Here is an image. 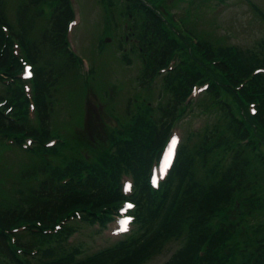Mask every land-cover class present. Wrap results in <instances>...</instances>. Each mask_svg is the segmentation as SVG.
<instances>
[{
  "label": "rangeland",
  "instance_id": "1",
  "mask_svg": "<svg viewBox=\"0 0 264 264\" xmlns=\"http://www.w3.org/2000/svg\"><path fill=\"white\" fill-rule=\"evenodd\" d=\"M138 1L144 5V8L141 7V11L145 8H156L160 12L159 24L165 28L169 36L175 38V44L172 46L174 49L169 55L172 64H175L178 60L180 63L190 53L195 54L198 58L197 62L203 63L205 62V53L209 52V49L212 50L209 55L213 58L207 56L211 71L205 70L207 76H205L203 82L206 83L207 87L210 84L208 88L215 90L217 97H222L230 103L233 122L238 117L246 122L244 114L256 119L253 116L255 111L256 113L260 111V114L264 117V62H258L250 67L247 66L246 69H241L233 60L231 52L236 51L238 48L243 50V47L251 52L264 42V0H136V2ZM101 2L102 0L71 1L74 10L72 11L73 21L71 27L66 29V45H69L76 55L79 54L83 57V63L81 65L78 63L79 71H86V65L90 68L91 74L90 76L88 74L87 78L84 79L75 71L76 75L81 77L80 81L78 77L73 79L71 69L66 73L61 72L59 74L58 80L60 83L56 84V89L52 91L49 98L52 101L50 103L52 110L49 115L48 127L50 128L48 131H51V133L44 137L35 135L31 137L33 139H27V141L25 139L24 143L30 146L25 149L10 142L8 139L12 137L11 135L0 132V200L5 205L16 194H22L21 186L23 184L32 183L31 176L18 179L16 183L17 176L23 174L21 170L30 168L31 165H35L42 158L48 166L64 168V166H72L76 162L78 166L82 161L77 156H81L87 165L84 163L78 169L81 173H84V169L85 171H92L87 161L92 163V159L101 153V148L106 147L108 152L112 150V139L122 138L126 129L136 118L137 120L141 119L140 122L142 123L139 128L140 135H143L146 143H148V138L151 139V126L155 123L152 121V117L158 113L165 102L163 99L164 94L158 96V91H160L158 86L161 82L160 79L167 72L155 74L150 78L153 85L149 87V92H147V88H144V85L141 88L135 79L137 69L141 66L140 58L137 55V47L140 46V43L137 42L145 39L147 35L139 36L142 33L137 28L141 25L138 21H136L133 28L131 27L126 12L121 10L122 13H120L119 8L122 5L120 3L113 9L112 17L107 21L106 18L102 21L105 16L104 9L106 8ZM135 3L128 7L137 11L139 8L135 7ZM15 6L16 0H5V14L10 22L14 17ZM136 6L138 5L136 4ZM40 21H38V24H41ZM74 21L75 24L73 25ZM178 33L179 36H177ZM16 40L10 36L6 38V45L11 50L12 55L11 58H8L12 65V74L8 77H12L13 81L19 84L22 74L21 60L26 57V53L25 47L23 48ZM117 43L119 44L118 47L116 46ZM219 47L225 49L221 50ZM123 52L124 55L121 54ZM245 55V53L238 54L240 61L246 57ZM126 56L130 57L127 63L124 60ZM44 57L47 60L50 59L55 65L58 64V61L63 60L60 53L54 55L50 52H42L40 58L32 64L31 68L34 73L32 77L30 76V80V77L26 78L27 87L34 85L36 69L42 66L45 67ZM76 61H78V58L74 59V62ZM2 67H0V91L1 85L9 84L1 81L7 75L4 72L5 68ZM89 68L87 71H89ZM174 68H171V70ZM255 68H259V72H254ZM112 70L121 72V75L124 73L127 82L119 81L118 84L112 78ZM229 73L230 75H228ZM132 77L135 78L129 80ZM128 82H131L134 87H131ZM13 84L11 83V85ZM58 84L61 85L58 86ZM207 87L203 88L204 91ZM21 89L24 90L22 85ZM141 96L145 97L144 104L151 101L146 112L143 111L145 105L141 104ZM201 96L202 94H199L196 88L195 90L189 87L186 89L183 97H186L188 104L184 106L182 99L181 108L176 109L178 114L172 121L162 126L160 134L150 147L148 160L155 159L158 151L164 147L165 142L170 140L171 133L175 134L179 141L182 138V127L197 126L215 119V110L209 109L207 112L200 107L205 103V95L202 96L200 105L198 104ZM132 99H135L136 103ZM132 101L133 105H131ZM237 103L243 104V107H240ZM129 106H132L131 110H134L135 113L126 115L124 110ZM27 117L33 119L32 112H29ZM249 122L251 127L249 131H246L250 135L244 132L239 145L234 149L241 150V156L244 158L242 173L247 178L255 174L257 167L256 185L250 188L247 185L242 194L234 193L230 195L229 199L219 207L218 213L209 215L207 211V215L205 213L198 214L199 222L202 225L204 223L212 226L211 231H214L215 237L219 238L221 248L219 249V246H217L215 254L217 256H219L218 254L224 256L235 255L233 264H254L255 258L259 256L262 245L260 243L264 239V208L257 211V206L261 203L264 204V171L255 159L256 153H261L264 156V123L256 127L250 120ZM133 132H136L137 135L135 129ZM22 136L27 135H19L21 140H23ZM56 136L63 139L53 143V138ZM189 136L191 137L188 138V141H191L190 143L196 140H193L194 134L190 131ZM48 143L51 144L47 145ZM124 147L125 149H131L126 145ZM145 147V142L144 144L140 143L137 150L140 151L141 148ZM231 149H233L231 145L226 144L225 146H215L208 151L205 166L208 173L213 174L212 172L218 166L221 168L225 166L227 161L225 158L226 151ZM110 153L113 155V151ZM117 153L119 152H114L115 158L121 156L120 153L119 155ZM194 165L196 166V163ZM37 175H40L38 171L33 176ZM125 179L129 178L125 176ZM248 204L251 206L250 211L247 210ZM256 204L258 205L256 206ZM2 205L0 204V208ZM212 205L209 204L210 209L214 208ZM216 217L219 219L216 220ZM251 218L256 220L254 227H251L249 223ZM75 220L78 225L77 229H74L76 231L71 234L70 241L73 244L81 245V249L75 252L76 255L89 253L97 247L111 243L122 235H117L114 220L109 221L97 233L90 230L91 225L89 222ZM218 221L227 227L226 232L230 230L232 222L237 221V225L236 228L232 225L234 228V230H230L232 233L227 238H222L218 237ZM28 223L27 219H17L15 225L12 226H22ZM197 227L198 225L192 226L188 233L185 231L186 235L184 236L192 237L191 233L195 232ZM36 232L40 231L36 230ZM25 234L23 233V235ZM50 236L49 246L41 242L32 245L43 247L39 259L29 260L30 256L26 258V254L23 255L22 258L26 264H54L57 262L51 261L48 253L51 247L57 248L55 245H57L58 240H62L63 233L58 235L56 231ZM212 239H214L213 236ZM178 245L177 239H167L159 251L147 259H143L138 264H160ZM206 247H208V243L204 241L199 250H204ZM58 248L61 249L62 246L58 245ZM63 255L65 259H68L67 251ZM181 261L177 260V263Z\"/></svg>",
  "mask_w": 264,
  "mask_h": 264
},
{
  "label": "trees",
  "instance_id": "2",
  "mask_svg": "<svg viewBox=\"0 0 264 264\" xmlns=\"http://www.w3.org/2000/svg\"><path fill=\"white\" fill-rule=\"evenodd\" d=\"M101 3L106 8H103L105 16L102 21L105 18L106 21L110 19L113 9L120 3L122 4L119 8L120 13L123 10L126 12V16L129 15L131 27L133 28L138 21L141 25L137 28L142 33L139 36L147 35L145 39L137 42L140 43V46L137 47V55L140 58L141 66L137 69L136 78L129 79L135 78L141 88L143 85L146 86L155 70L164 67L169 49L175 44V38L169 36L165 28L159 24L160 12L156 8H145L141 11V7L144 8V5L140 1L135 3V0H102ZM132 3H135V7L139 8L137 11L128 7ZM158 15L159 17H157ZM68 17H70V9L67 0H16L14 17L10 22L5 14V0H0V67L5 68L4 72L7 75L12 74V65L8 60L12 56L11 50L6 45L8 33L17 38L23 48L25 47L26 57L32 63L40 58L42 52H50L54 55L60 53L63 56V60L58 61L57 65L44 57L45 67L42 66L35 71L33 87L34 121H30L26 116L24 97L19 84L13 81L11 82L14 83L13 85L11 83L1 85L0 100L5 102L4 106L10 104L12 118L3 115V107L0 108V132L14 135L16 141L20 138L19 135L23 133L32 136L41 135V137L51 133L48 131L50 128L48 127L49 115L52 110L50 104L52 101L49 98L52 91L56 89V84L60 83L59 74L61 72L66 73L71 69L73 79H77L76 63L73 56L66 51L63 39L65 21ZM39 20H41L39 22L41 24H38ZM3 26L6 27L7 34L4 33ZM224 49V47L221 48V50ZM211 51L209 49V52ZM209 52L205 53V62L203 63L197 62L198 58L195 54L190 53L173 70L167 72L160 79L158 96L164 94L165 102L158 113L152 117V121L155 123L151 126L152 135L151 139L148 138V143H146L143 135H140L141 119L137 120L136 118L126 129L128 131L127 136L122 139L114 138L115 141L112 139V150L108 152L106 147L101 148V153L92 159V163L87 161L94 172L81 174L78 168L85 161L77 155L82 162L78 166L77 162L68 166L73 168L48 166L42 158L30 168L21 170L23 174L19 172L21 175L17 176L16 183L18 179L27 176H31L32 183L23 184L21 186L22 194H16L7 205L0 200V204H3L0 208V264H5V261L13 259L8 251L5 232H9L17 219L37 221L45 226L53 223L57 217L59 218L63 214L72 213L71 209L74 206L82 207L87 210H83V212L89 214L88 211L91 210L94 213V210L98 209L100 205L115 203L118 195L114 184L111 185V180L114 177L113 172L111 176V171H114L113 164L119 160L114 159V152L123 153L128 163L133 167L135 185L132 198L135 201L140 229L125 241L90 255L85 260L75 262L71 256H67L68 259H65L63 254H58L55 260L57 262L54 264H138L159 251L165 241L170 238L177 239L179 245L160 264H233L235 255L218 254L219 256H217L215 254V249L220 244L219 238L215 237L214 231H211L212 226L204 223L202 225L199 222L198 214L205 213L207 215V211L209 215L218 213L219 207L229 199L230 195L242 194L247 185L249 188L256 185L257 167L255 174L247 178L242 173L244 158L241 156V150L234 149V147L239 145L244 132L249 134L246 131H249L251 127L249 120L256 127L264 123V117L260 111L257 113L255 111L253 116L256 119L244 114L246 122L239 117L233 122L230 103L222 97H217V92L208 88L209 84L202 92V96L205 95V103L200 105L201 96L198 104L207 112L209 109L215 110L214 113L216 114L214 115L217 120L205 122L201 129L193 132L194 137L192 138L196 140L192 143L188 141V138H191L189 132L185 135L175 165L158 189L151 190L145 186L146 179L142 173V168L148 161L150 147L156 141L162 126L171 121L175 114H178L176 109H180L182 106L183 93L195 81L204 80L207 76L206 71H211L207 56L209 58H213V56H210ZM231 52L233 60L241 69H246L247 66L250 67L258 62H264V42L259 48L251 52L246 50V47H243V50L238 48ZM240 53L246 54L242 61L238 57ZM60 85L58 84V86ZM129 85L134 87L131 82ZM143 99L145 97L142 96L141 104H144ZM131 105H133V101ZM144 105L145 110L143 111L146 112L149 105ZM237 105L243 107L241 103H237ZM131 109L132 106L125 109V114L135 113ZM134 129L137 131V135L136 132H133ZM16 141L14 143L18 145ZM144 142L146 147L138 151L137 148H139L140 143L144 144ZM226 144L231 145L233 149L226 151L225 166L223 168L218 166L212 172L213 174L208 173L205 168L208 151L215 146H225ZM124 145L131 149H125ZM112 151L113 155L110 153ZM256 154L255 159L264 171V156L261 153ZM85 165L87 164L85 163ZM37 171L40 175L33 176ZM67 171L70 173L69 177L64 180L59 179L62 173ZM242 189L243 191H241ZM209 204H213L214 208L210 209ZM263 208L264 204L261 203L257 206V211ZM247 210H251L250 204H248ZM218 219L216 217V220ZM249 223L251 227H254L256 220L251 218ZM231 224L236 228L237 221ZM195 225L198 227L195 232L191 233L193 238L184 236ZM222 225L220 221L217 222L218 237L227 238L232 233L230 230H234V228L231 225L230 230L226 232L227 227ZM24 231L27 232L25 235H23ZM49 238H51L50 235L40 232L21 230L16 233L14 244L20 248H29L34 243L49 242ZM204 241L208 243V247L200 251L199 247ZM220 248L221 246H219ZM177 260L182 261L177 263ZM254 264H264V244L261 245L259 256L255 258Z\"/></svg>",
  "mask_w": 264,
  "mask_h": 264
},
{
  "label": "snow or ice",
  "instance_id": "3",
  "mask_svg": "<svg viewBox=\"0 0 264 264\" xmlns=\"http://www.w3.org/2000/svg\"><path fill=\"white\" fill-rule=\"evenodd\" d=\"M173 142H175V141H173Z\"/></svg>",
  "mask_w": 264,
  "mask_h": 264
}]
</instances>
